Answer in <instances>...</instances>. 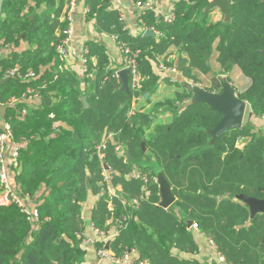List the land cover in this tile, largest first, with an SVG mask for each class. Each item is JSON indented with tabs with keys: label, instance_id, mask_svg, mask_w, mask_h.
Listing matches in <instances>:
<instances>
[{
	"label": "trees",
	"instance_id": "obj_1",
	"mask_svg": "<svg viewBox=\"0 0 264 264\" xmlns=\"http://www.w3.org/2000/svg\"><path fill=\"white\" fill-rule=\"evenodd\" d=\"M70 1L3 2L0 40L14 47L0 60V80L15 66L40 76L0 84V101L21 96L30 86L47 87L43 107L30 109L24 122L11 120L19 145L15 182L30 196L39 219L28 220L15 205L0 207V264H83L78 236L85 228L83 205L93 196L98 199L91 223L109 236L117 233L108 243L117 255L128 249L149 264H212L194 259L199 245L188 227L192 221L225 264H264V214L252 215L240 199L264 200V132L248 121L213 143L210 131L222 115L194 102L185 87L189 81L222 93L223 79L232 83L238 68L250 83L241 92L232 85L236 96L253 116H264V0H231L229 22L206 11L211 0H177L172 22L155 11L141 14L156 37H133L112 0H84L97 34L140 51L141 87H130V97L99 41L86 43L83 77L59 69L57 47ZM161 62L176 67L181 79L157 72ZM213 63L217 72L205 87L198 76L213 72ZM169 86L175 91L153 101ZM54 122L61 123L57 134ZM117 146L130 153V162ZM135 170L141 176H131ZM158 173L176 197L168 209L159 206Z\"/></svg>",
	"mask_w": 264,
	"mask_h": 264
},
{
	"label": "built area",
	"instance_id": "obj_2",
	"mask_svg": "<svg viewBox=\"0 0 264 264\" xmlns=\"http://www.w3.org/2000/svg\"><path fill=\"white\" fill-rule=\"evenodd\" d=\"M79 0H71L69 3V8L65 12V16L62 17V20L66 22V28L63 30V39L61 43L57 47V52L59 54L60 67L61 71L65 69H70L67 67L68 63L71 60V52H70V42L72 40L74 34V20H73V11L77 6ZM136 6L141 10L142 14L146 11H157V3L156 0H147L142 2L140 0H136ZM89 9H87V12ZM158 14V13H157ZM161 18L165 22H172L175 18L173 10L172 13L166 16H161ZM121 20L123 21V17L121 15ZM124 22V21H123ZM140 22L143 24V21L140 17ZM145 27V25L143 24ZM147 30H151L159 35L153 29H149L145 27ZM118 42V40L116 39ZM120 51L123 55V66L124 69L129 70V87L132 90L138 91L141 87L140 81V73L138 67V59L140 56V51H134L129 48L125 43H119ZM13 43H7L4 40H0V60L5 58L9 52L13 50ZM87 53V49L85 54ZM86 59L85 55L83 57L84 71L87 72L86 68ZM157 72L163 74V76H178L180 75L174 66H167L164 62L159 63L156 68ZM39 74H37L33 70H28L26 72H22L19 66H15L13 68H9L4 72L2 80L9 81L11 79H19L22 82H33L38 80ZM119 78V75H117ZM0 80V81H2ZM193 86H198L193 82H187ZM47 87L45 83L43 86L36 85L30 86L21 96H13L7 102L3 103L0 101V106H4L6 108V114L3 116L0 112V207L15 205L18 206L21 211L26 215L28 220L38 221L39 214L38 210L32 205L30 196L20 193V190L15 187L11 182V170L14 169V166H18V151L19 145L13 139V129H12V118H15L18 121L24 122L28 118V114L30 109L32 108H40L43 107L44 98L42 96V90ZM11 112V116L7 119V114ZM133 113V112H132ZM131 113V114H132ZM51 119H54V115H50ZM264 120V116L261 117ZM61 127V123L54 122L52 126V130L54 134H57ZM98 149L103 150L104 146H99ZM116 150L122 156H124V150L122 146H117ZM107 171V170H105ZM15 174V172H14ZM133 177L141 176V173L138 170H135L132 175ZM109 175L107 174V179ZM147 181V178H146ZM135 205H138L137 200H133ZM193 229L197 230V225H193ZM99 240L92 241L87 238H83L82 236H78L81 238V245H89L95 244L98 246L97 254L100 259L108 260L114 264H149L148 261L142 260L139 258L138 253L135 250L126 249L121 255H117L110 250H107V244L111 239V236L107 235L104 232H101L95 229ZM98 243V244H97ZM220 261L224 262V259L220 257Z\"/></svg>",
	"mask_w": 264,
	"mask_h": 264
},
{
	"label": "crops",
	"instance_id": "obj_3",
	"mask_svg": "<svg viewBox=\"0 0 264 264\" xmlns=\"http://www.w3.org/2000/svg\"><path fill=\"white\" fill-rule=\"evenodd\" d=\"M176 1L177 0H156L158 11L157 13L159 18H161V16H166L172 13L173 6ZM112 7L121 12L123 21L133 37H138L140 34H144V32L147 30L140 22V16L142 12L136 6V0H112ZM87 9L88 8L85 6L84 0H79L77 6L73 11L72 16L74 20V34L70 42L71 60L68 63L67 67L75 71L80 77H83L85 72L83 57L86 52V43L90 40H95L103 43V45L106 47L107 52L112 59V64L116 69H118L119 73V71L124 70V66L123 55L120 51L118 42L113 37L99 35L96 33L95 21H89L87 19ZM217 11L218 14H214V20L220 19L223 15L220 10ZM170 77L175 80L181 79L180 75L176 77ZM133 106H135V103H133ZM248 121L255 128V130L264 132V120L262 118L260 119L252 116L251 118L249 117ZM11 172V182L15 187H17L14 178V169H12ZM97 199L98 197L96 196L90 197V199L83 205V218L85 220V228L83 233L80 234V236H82L83 238L90 239L94 242L99 240V238L93 224L91 223V213ZM115 233L116 232L113 231L109 242L117 234ZM195 238L199 245V252L196 254L194 259H197L202 263L225 264L224 262L220 261V255L212 241L206 239L197 230H195ZM81 248L84 252L83 264H114L108 260L100 259L98 257V246L95 244L81 245Z\"/></svg>",
	"mask_w": 264,
	"mask_h": 264
},
{
	"label": "water",
	"instance_id": "obj_4",
	"mask_svg": "<svg viewBox=\"0 0 264 264\" xmlns=\"http://www.w3.org/2000/svg\"><path fill=\"white\" fill-rule=\"evenodd\" d=\"M4 0H0V18L3 9ZM231 0H212L210 4L207 6L206 11L212 10H220L224 16V20L229 22L231 20ZM145 37H156V33L151 30H146L144 32ZM119 80L121 82L122 88L121 90L125 92L128 97L131 96V91L129 87V70L124 69L119 71ZM7 82L6 80H2L0 84H4ZM223 91L222 93H211L199 86H193L190 83H186L185 87L189 92L193 94V101L196 103H203L210 106L211 110L222 115L220 122L217 126L210 131L212 136V142H216L219 140L224 134L228 133L231 130L240 129L244 125V119L246 115V110L248 103L241 101L236 96L235 90L233 86L227 81L223 80ZM149 94H146V98ZM82 102L87 107L88 102L87 98L83 97ZM47 103L49 101L47 100ZM0 112L3 116L6 114V108L4 106H0ZM253 113L249 114L251 118ZM74 137L76 139L79 138L78 134L75 133ZM143 150L146 151V148L143 147ZM124 155L127 158V161H131V155L129 152L125 151ZM106 170H109L107 166H105ZM157 184L159 185L161 202L159 204L160 207L164 209L170 208L175 202L176 197L172 192V188L166 179V177L160 173L157 176ZM244 203L249 205L252 215L257 213L264 214V200H258L255 198L241 197L240 198ZM122 221V220H121ZM188 227L192 228L193 222L188 221ZM107 250H109V245H107Z\"/></svg>",
	"mask_w": 264,
	"mask_h": 264
},
{
	"label": "rangeland",
	"instance_id": "obj_5",
	"mask_svg": "<svg viewBox=\"0 0 264 264\" xmlns=\"http://www.w3.org/2000/svg\"><path fill=\"white\" fill-rule=\"evenodd\" d=\"M218 14V11L217 10H214V14ZM217 70V64L216 63H213L212 64V71L209 75L207 76H198L199 79H200V82L205 86V87H208L211 80H212V77L214 75H216V71ZM216 71V72H215ZM213 75V76H211ZM231 77H232V83H230L231 85H233L235 87V89L237 91H243L245 90L248 86H249V79L247 77H245L240 71L238 68H234V70L232 71L231 73ZM225 80V78L223 79ZM200 87V86H199ZM175 91V88L174 87H167V89H164L161 91V93L157 96L154 97V100L153 101H158L160 98H162L163 96L167 95L169 92H174ZM140 106H143L144 103L143 102H140L139 103ZM138 105V106H139ZM250 106H248V109L246 111V115H245V119H244V125L248 123V119H249V114L251 113L250 112ZM159 118H160V114L157 116V121H159ZM164 119H166L167 121L170 119L166 116H164ZM160 173H158L159 175ZM157 175V176H158Z\"/></svg>",
	"mask_w": 264,
	"mask_h": 264
}]
</instances>
